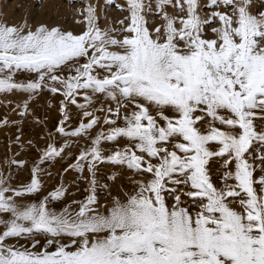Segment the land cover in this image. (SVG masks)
<instances>
[{
  "label": "snow or ice",
  "instance_id": "1",
  "mask_svg": "<svg viewBox=\"0 0 264 264\" xmlns=\"http://www.w3.org/2000/svg\"><path fill=\"white\" fill-rule=\"evenodd\" d=\"M125 2L118 35L99 29L91 7L80 35L0 24V94L62 96V123L68 104L87 121L58 127L67 138L107 126L73 166L91 177L75 207L49 210L63 187L36 204L16 202L41 191L40 165L63 158L67 143L47 146L22 190L0 176V264H264V174L250 163L264 161V10L253 13V0H208L205 20L200 0H156L163 24L150 30L145 0ZM97 97L116 107H95ZM121 141L128 146L105 155L103 145ZM102 164L139 177L110 206L97 198Z\"/></svg>",
  "mask_w": 264,
  "mask_h": 264
},
{
  "label": "rangeland",
  "instance_id": "2",
  "mask_svg": "<svg viewBox=\"0 0 264 264\" xmlns=\"http://www.w3.org/2000/svg\"><path fill=\"white\" fill-rule=\"evenodd\" d=\"M208 0H200L202 19H208L210 9L205 8ZM148 6L145 9V17L148 20L150 30L161 27L158 9L155 7L156 0H145ZM91 7L95 10L97 26L101 31L111 30L117 35L121 32V21L128 23L127 4L125 0H0V24L9 27L35 30L40 26L49 29L59 28L64 33L74 35L82 34L87 19L86 9ZM151 9V10H149ZM264 10V0H253L252 11ZM220 10V9H217ZM168 15H176V10L169 7L165 9ZM218 26L213 23L206 25L207 38H214L212 29ZM110 32V34H111ZM35 74H18L20 83L36 82ZM64 98L53 95L46 89L37 93L10 92L0 94V176L6 181L5 187L14 190H22L30 181L33 167L39 161L42 152L47 146L54 145L63 147L64 144L71 145L65 149L63 158H52L40 165V179L42 189L31 197L17 198V203H39L52 192L63 187L66 190L64 199L53 201L50 211H60L64 207H75L76 201L84 200L89 194L88 181L90 174L77 172L73 166L76 164L80 152L90 147L89 141L107 126L98 125L91 135L77 138L61 136L57 129L65 127L67 131L75 130L83 120V112L80 108L68 104L66 112L68 122L63 124L64 117L61 115V105ZM82 98L77 99V104H83ZM95 107L105 109L116 107V102L102 100L99 97L94 100ZM26 106V107H25ZM91 110V108H89ZM101 120L104 113H98ZM127 143L121 141L118 145H103L104 153L107 155L113 147H127ZM256 169L255 176L259 178L264 169V161L256 155L250 159ZM211 174L217 187H222L219 180L223 174L220 161L210 162ZM97 181L96 191L99 205L110 206L113 198L126 199V194L131 193L133 184L139 177L132 172L117 165L102 164L96 169ZM186 199V198H184ZM171 202V201H170ZM44 243L43 239L40 241Z\"/></svg>",
  "mask_w": 264,
  "mask_h": 264
},
{
  "label": "bare ground",
  "instance_id": "3",
  "mask_svg": "<svg viewBox=\"0 0 264 264\" xmlns=\"http://www.w3.org/2000/svg\"><path fill=\"white\" fill-rule=\"evenodd\" d=\"M26 205H28V204H33V203H25Z\"/></svg>",
  "mask_w": 264,
  "mask_h": 264
}]
</instances>
